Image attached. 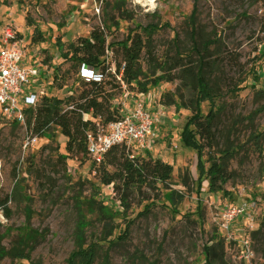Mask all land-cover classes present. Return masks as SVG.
Segmentation results:
<instances>
[{"label":"rangeland","instance_id":"obj_1","mask_svg":"<svg viewBox=\"0 0 264 264\" xmlns=\"http://www.w3.org/2000/svg\"><path fill=\"white\" fill-rule=\"evenodd\" d=\"M149 25L158 28L151 47L158 61L175 56L177 48L190 52L192 30L200 42L217 41L210 47L215 67L208 71L218 90L214 147L200 153L182 143L192 113L176 95L180 80L163 81L145 97L125 87L115 90L112 104L121 115L142 99L165 107V123L154 124L147 149L133 146L131 154L133 160L160 159L173 166L168 189L130 195L124 209L113 186L101 183L92 157L66 151L60 130L25 146L19 127L0 112V202L10 197L9 216L0 209V246L14 248L29 238L21 233L35 232L29 260L6 258L1 264H68L80 225L89 242L101 245L94 264H103L110 241L115 243L110 264H204V247L217 241L227 264H264V0H0V35L6 26L13 28L27 60L47 68H37L36 84L46 97H77L90 89L78 77L80 66L64 57L79 39L101 28L109 44ZM35 28L43 42L32 41ZM108 60L113 73L112 53ZM146 62L144 56L148 71ZM183 95L188 100L190 90ZM209 110L204 101L201 113ZM199 160L206 170L213 162L226 164L230 179L222 191H211L206 175L199 179ZM242 203L250 206L248 214L227 226L224 205ZM103 208L114 218L105 219ZM130 224L128 239L120 241Z\"/></svg>","mask_w":264,"mask_h":264},{"label":"trees","instance_id":"obj_2","mask_svg":"<svg viewBox=\"0 0 264 264\" xmlns=\"http://www.w3.org/2000/svg\"><path fill=\"white\" fill-rule=\"evenodd\" d=\"M193 18L192 16L191 19ZM192 26H194L193 23ZM157 30V26L149 25L135 32L131 31L121 41L108 44L104 29L95 28L90 37L81 38L72 44L64 57L75 61L79 66L83 64L91 70L99 71L102 74V79L100 82L89 83L90 89L83 91L77 97L74 93L66 98L43 96L35 109L26 111L28 127L32 135L49 139L54 136L55 131L60 130L67 139L65 148L70 155L86 151L87 136L89 133L97 132L98 124L106 125L123 117L119 109L114 108L112 104L115 90L121 91L125 87L131 92L146 95L151 88H156L163 81L180 80L176 95L180 104L192 113L181 133L182 143L200 153L205 148L214 147L218 115L213 106L218 90L209 82L211 74H208V71L215 67L214 62L210 64L212 59L210 47L217 41L200 42L196 40L195 32L192 30L193 47L190 52L183 53L177 48L175 56L167 55L158 61L151 50L153 35ZM32 41H44L37 28L34 29ZM110 53L115 57L113 73L111 71L112 64L108 60ZM144 56L148 61L146 66L149 72L144 70ZM174 69H179V74H171ZM157 71H161L162 74L156 76ZM185 89L190 90L191 96L188 100L184 99L183 91ZM204 101L210 103V110L206 115L201 113V104ZM167 103L171 104L169 100ZM70 104L74 108L68 110L66 107ZM191 126L194 128L191 129ZM197 165L200 172L199 179L206 175L210 190L222 191L224 184L230 179L226 164L213 162L208 170L200 160ZM98 167L101 173V183L105 186H113L124 209L128 208L127 200L130 195L144 191V189H149L152 192H159L162 188L168 189L173 174V166L160 159L133 160L131 150L124 145L113 146L105 154ZM107 167H112L114 170L110 171ZM182 182L187 185L188 180L182 179ZM175 193L178 194V192ZM9 199L10 197H6L4 201L0 202V209L5 216H9L7 208ZM148 210L146 208L144 213L146 214ZM26 214V221L30 223V212L26 211ZM102 216L105 219H112L115 215L108 208H103ZM130 226L131 224L126 226L122 234L119 235L120 241L124 242L128 239ZM27 231L28 233L21 234H26L29 238L27 241L22 240L20 245L11 249L0 246V264L6 258H10L12 262L17 259L29 260L31 258V247L28 242L35 232ZM75 234L76 249L71 254L68 264H94L101 245L88 241L83 225L77 228ZM108 235L111 236L112 232H109ZM114 245V242H109L103 264H110L109 251ZM204 254V264H227L225 249L220 241L205 246Z\"/></svg>","mask_w":264,"mask_h":264},{"label":"built area","instance_id":"obj_3","mask_svg":"<svg viewBox=\"0 0 264 264\" xmlns=\"http://www.w3.org/2000/svg\"><path fill=\"white\" fill-rule=\"evenodd\" d=\"M22 41L10 26H6L0 35V112L19 127L27 146L42 138L32 135L26 111L35 109L43 97L36 88L37 82H41L37 78V68H47L42 63L27 60ZM78 77L85 83L100 82L102 74L82 64ZM45 80L46 78L44 83ZM66 108L71 110L74 107L70 104ZM122 116L118 121L106 125L98 124L97 132L88 134L86 152L92 157L94 164H101L105 154L115 145H124L130 150L133 146L147 149V141L152 136L154 124L160 121L165 123L166 115L164 106L155 108L142 99L136 102L131 113ZM133 157L131 154L132 159ZM249 209L250 206L246 203L224 205L222 213L227 226L237 218L247 215Z\"/></svg>","mask_w":264,"mask_h":264},{"label":"crops","instance_id":"obj_4","mask_svg":"<svg viewBox=\"0 0 264 264\" xmlns=\"http://www.w3.org/2000/svg\"><path fill=\"white\" fill-rule=\"evenodd\" d=\"M146 95H144L143 97H145Z\"/></svg>","mask_w":264,"mask_h":264}]
</instances>
